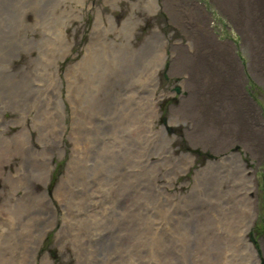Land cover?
I'll return each mask as SVG.
<instances>
[{
    "label": "rangeland",
    "instance_id": "obj_1",
    "mask_svg": "<svg viewBox=\"0 0 264 264\" xmlns=\"http://www.w3.org/2000/svg\"><path fill=\"white\" fill-rule=\"evenodd\" d=\"M79 1L0 0V264L264 263V0Z\"/></svg>",
    "mask_w": 264,
    "mask_h": 264
},
{
    "label": "bare ground",
    "instance_id": "obj_2",
    "mask_svg": "<svg viewBox=\"0 0 264 264\" xmlns=\"http://www.w3.org/2000/svg\"><path fill=\"white\" fill-rule=\"evenodd\" d=\"M79 7H81V9H82V7H84V0H80L79 1ZM80 10V9H79ZM236 67L234 66V65H232V69H233V72L231 73V74H233V75H237V71L235 72L234 71V69H235ZM228 86H230V85H228ZM232 87V86H231ZM230 89V88H229ZM233 89V88H232ZM233 91H235V90H233ZM245 95H247L245 92H243ZM245 95H244V97H245ZM246 100H247V98H246ZM240 102H237V103H235V104H237V106H236V113H237V117L238 118H236V121H238V123H239V125L241 126V127H244L245 126V120H244V118H246L244 115H243V111H249L251 108H248V106L245 104V102L244 103H242V101L241 100H239ZM237 155H239V154H237ZM244 161V160H243ZM246 165V164H245ZM247 167V166H246ZM247 169V168H246ZM248 175H250V173H248ZM251 176V175H250ZM250 189V188H249ZM249 189H247L246 190V192H245V194L248 196L249 195ZM244 194V196L246 197V195ZM241 195H242V193H241ZM248 204H249V216H250V213H251V211H252V206L250 205V201H248ZM247 229H248V221H247V224L245 225V228H244V231H242V235L244 234V233H246L247 232V234H249V232L247 231ZM249 230V229H248ZM245 242H247L246 240H245ZM249 242V241H248ZM243 243V242H242ZM248 245V244H247ZM248 247H250V251L252 252V253H254V251L252 250V248H251V246L250 245H248ZM263 251V250H262ZM246 252H247V250H246ZM258 260H259V258H258Z\"/></svg>",
    "mask_w": 264,
    "mask_h": 264
}]
</instances>
